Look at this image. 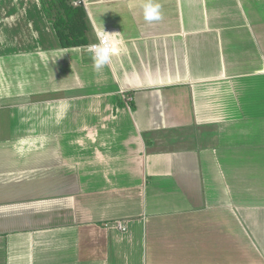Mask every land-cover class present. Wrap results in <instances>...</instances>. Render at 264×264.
Wrapping results in <instances>:
<instances>
[{"label":"crops","instance_id":"0c3cea01","mask_svg":"<svg viewBox=\"0 0 264 264\" xmlns=\"http://www.w3.org/2000/svg\"><path fill=\"white\" fill-rule=\"evenodd\" d=\"M147 2L83 0L96 69L0 0V264H264V0Z\"/></svg>","mask_w":264,"mask_h":264},{"label":"trees","instance_id":"16d2710c","mask_svg":"<svg viewBox=\"0 0 264 264\" xmlns=\"http://www.w3.org/2000/svg\"><path fill=\"white\" fill-rule=\"evenodd\" d=\"M75 0H40L43 11L64 48L89 44V22L85 7Z\"/></svg>","mask_w":264,"mask_h":264},{"label":"clouds","instance_id":"9594fccd","mask_svg":"<svg viewBox=\"0 0 264 264\" xmlns=\"http://www.w3.org/2000/svg\"><path fill=\"white\" fill-rule=\"evenodd\" d=\"M159 9V4L153 3L152 0H148L144 5V19L149 22L160 19ZM98 39L102 38L98 37ZM87 50L93 54L92 58L96 69L110 64L113 53L110 52L108 48L104 47L102 43L90 44Z\"/></svg>","mask_w":264,"mask_h":264},{"label":"built area","instance_id":"2783aa9c","mask_svg":"<svg viewBox=\"0 0 264 264\" xmlns=\"http://www.w3.org/2000/svg\"><path fill=\"white\" fill-rule=\"evenodd\" d=\"M75 4H82L83 0H75ZM97 36L101 37L102 39H98L96 42L91 44H100L102 43L104 47L108 48L110 52L114 53L116 50V41L113 37V33L111 30H97ZM90 45V44H89ZM118 228L122 231L126 230V227L123 223H118Z\"/></svg>","mask_w":264,"mask_h":264}]
</instances>
